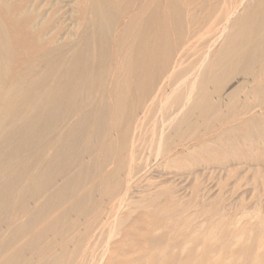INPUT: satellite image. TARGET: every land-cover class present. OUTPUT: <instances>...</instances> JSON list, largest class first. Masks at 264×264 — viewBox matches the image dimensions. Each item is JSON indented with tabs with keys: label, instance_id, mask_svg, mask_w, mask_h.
Wrapping results in <instances>:
<instances>
[{
	"label": "bare ground",
	"instance_id": "obj_1",
	"mask_svg": "<svg viewBox=\"0 0 264 264\" xmlns=\"http://www.w3.org/2000/svg\"><path fill=\"white\" fill-rule=\"evenodd\" d=\"M86 2L87 19L77 38L55 44L38 60H31L25 73L14 76L8 86L12 49L0 16V264H28L26 250L39 253L40 264H70L69 256L65 261L51 251L50 242L44 249H36V242L50 235H60L58 241L64 242L80 223L85 231L93 229L105 212V203L95 201L97 197L119 196L121 206L131 176L142 166L143 159L135 154L139 142H134L135 136L144 147L146 142L154 146L150 149L154 159L161 155L168 162L172 147L191 139L199 124L209 123L216 108L212 100L221 96L220 86H228L237 74L247 73L246 78L253 79L254 72L246 69L264 49V0H218L221 5L211 4L213 10L199 17L201 23L195 16L199 9L194 14L189 7L192 0H157L148 11L134 6L138 13L123 23L105 1ZM241 6L244 11L239 13ZM248 19L252 31L246 29ZM215 31L222 42L213 55L207 54L209 49L197 57L199 62L195 58L196 64L190 65L187 60L188 66L182 68L183 59L176 57L187 48L185 43ZM259 72L258 78L264 77V67ZM148 122L151 127L145 126L149 130L146 134L144 129V135L140 132ZM136 130L138 135H133ZM137 160L141 164L136 166ZM149 200L136 205L149 208ZM117 218L113 229L128 220ZM113 232H107L111 234L104 240L105 253Z\"/></svg>",
	"mask_w": 264,
	"mask_h": 264
},
{
	"label": "rangeland",
	"instance_id": "obj_2",
	"mask_svg": "<svg viewBox=\"0 0 264 264\" xmlns=\"http://www.w3.org/2000/svg\"><path fill=\"white\" fill-rule=\"evenodd\" d=\"M86 1L9 0L5 3L0 0V16L7 27L12 49L7 86L14 76L25 73L27 64L31 60H38L42 53L55 44L77 38L85 27L87 19L88 2ZM103 1L118 11L119 23L131 21L132 16L138 13L137 10L140 8L151 10L154 6L152 3L157 2V0H140V3L144 1L140 4L137 0H127L130 3L127 4L124 2L126 0ZM217 1L192 0L189 7L194 14L199 9L195 16L201 23L199 17L202 19L205 13L211 12L214 6L218 5ZM51 2L54 6L50 5ZM164 3L166 5L168 1ZM211 4L214 5L212 8ZM134 6L139 7L134 9L136 8ZM238 11L239 13L244 11L242 6ZM123 18H126L125 21ZM251 23L252 21L248 19L245 25L249 31L254 28ZM221 25L222 22L217 26L221 27ZM217 34L219 31L203 39L202 35H195V40L191 38L193 39L191 44L188 43L190 40L187 41L185 43L187 48L186 46L182 48L184 53L176 57L178 61L183 59L180 61L181 67H187L189 62L190 65L192 62L196 64L209 49L207 54L212 56L215 48L222 42V37ZM219 38L220 40L217 41ZM209 44L211 45L207 47ZM190 45L198 48H192ZM188 50H195L194 54L191 55L192 52ZM248 51L246 50L245 54H248ZM185 53L192 58L189 59ZM195 58L198 59L196 63ZM262 67H264V49L256 53L253 62L246 69L254 72L253 79L249 81L246 78L249 75L247 73L237 74L228 86H220L221 96L212 100L216 108L210 116L209 123L204 126L199 124L196 134L191 139L182 145L172 147L167 156L168 162H163L164 158L161 155L154 159L151 154L154 146L148 147L146 145L149 143L146 142L144 147L145 143L141 144V140L135 136L134 142L139 141L134 145L137 159L140 157L143 159H139L142 161V166L145 161L146 163L143 167L137 168L131 176L124 203L118 206L119 196L97 197L95 201H103L104 210L108 214L103 211L99 221L93 225V229L91 227L85 231L84 224L80 223L67 235L68 238L66 237L64 242L58 241L60 235H50L46 239L38 240L35 248L44 249L46 243L50 242L51 251L56 255L60 254L62 260L70 259V264L74 262V264L90 262V264H264V77L258 78ZM108 70L110 72L111 66ZM38 71L40 67L34 69L36 74ZM212 87L218 88L215 85ZM150 125L149 122L146 123L140 133L147 131L148 134L147 127H151ZM139 130L133 135H138ZM231 131L233 135L236 132L235 137L233 135L229 137ZM248 137L250 138L247 139ZM145 148L149 149L148 151L153 150L148 152ZM147 156L148 161L144 159ZM87 160L88 158H85V161ZM140 161H136V166L141 164ZM64 181L65 179H62L59 182L63 184ZM152 195L154 196L151 197ZM146 199L152 201L149 208L136 205ZM33 205L34 202H31L29 206ZM115 205L117 206L114 207ZM111 207L112 210L115 208L114 212ZM117 217L128 220L122 226L113 229L111 226H114ZM20 219L24 221L26 216L23 215ZM111 229L116 234L112 233L114 236L108 243L109 252L105 253V243L108 241L106 237L108 239L111 234L107 232ZM237 237L239 240H235ZM80 245L85 248H80ZM77 247H79L78 252ZM24 256L30 259L28 264H40L39 253L34 254L33 251L26 250ZM90 257L94 260L89 262Z\"/></svg>",
	"mask_w": 264,
	"mask_h": 264
}]
</instances>
